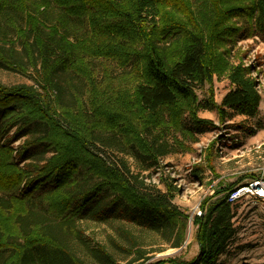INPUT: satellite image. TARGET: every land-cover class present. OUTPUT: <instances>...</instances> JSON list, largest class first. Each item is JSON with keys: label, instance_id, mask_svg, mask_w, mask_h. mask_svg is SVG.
Returning <instances> with one entry per match:
<instances>
[{"label": "trees", "instance_id": "obj_1", "mask_svg": "<svg viewBox=\"0 0 264 264\" xmlns=\"http://www.w3.org/2000/svg\"><path fill=\"white\" fill-rule=\"evenodd\" d=\"M102 1L108 7L99 15L93 9L98 0H0V67L25 75L35 72L31 76L37 84L8 85L0 80V140L17 126L16 138L26 137L20 159L30 161L14 231L5 232L0 225V264H90L68 242L86 219H122L169 231L172 246H181L188 215L174 207L171 184L167 194L143 190L124 160L108 161L106 149L129 154L150 168L170 151L169 138L196 140L197 133L214 127L198 116L201 108L216 109L223 120L229 110L248 116L258 112L261 95L240 65L231 68L233 87L221 103L210 96L216 73L209 54L230 41L220 36L218 28L224 27L223 16L241 8L231 6L240 0H212L215 14L211 23L202 19L204 25L189 0ZM250 2V15L259 28L264 22V0ZM104 27L137 41L133 51L117 47L108 54L120 55L123 66L137 59L138 71L128 73L139 78L133 99L96 89L93 94L99 100L80 104L78 97L89 84L77 67L79 53L93 32ZM166 41L170 46L164 48ZM207 85L208 98L201 101L198 90ZM129 113L136 117V127L129 126L125 117ZM7 140L0 142V150ZM213 147L207 151L208 164ZM50 151L56 154L48 158ZM207 166L212 168L211 163ZM235 186L223 190L230 195ZM48 192L57 196V207L46 199ZM12 200L9 192L0 191L2 208L11 210ZM232 216L222 204L211 208L207 217L195 215L197 257L156 264H215L233 236ZM132 253L133 259L118 262L104 245L90 248V255L103 264H143L144 252L137 248Z\"/></svg>", "mask_w": 264, "mask_h": 264}, {"label": "rangeland", "instance_id": "obj_2", "mask_svg": "<svg viewBox=\"0 0 264 264\" xmlns=\"http://www.w3.org/2000/svg\"><path fill=\"white\" fill-rule=\"evenodd\" d=\"M189 1L197 12L199 22L204 25L203 19L211 23L215 14L212 9L213 1ZM250 3V0L234 2L231 6L240 5L241 8L235 14L228 13V18L222 17L225 24L218 30L222 33L220 36L230 38V41L219 44L210 51L209 57L216 73L211 86L213 94L210 96L215 102L221 103L225 94L233 87L228 76L230 70L240 65L247 69V75L255 81L261 95L258 112L254 116H248L229 110L227 118L223 120L216 109L201 108L198 116L212 121L214 127L197 133L196 140L192 136H182L178 142L169 138L170 151L160 155L159 164L150 168H145V163L116 149H106L104 153L110 162L119 163L124 160L131 172L138 176L137 180L143 190L167 194V184H171L173 196L169 194V197L174 207L188 215L183 244L173 247L169 231L156 230L127 220L111 219L102 222L86 219L79 223V234L70 237L68 242L90 264H103L90 255V248L97 244L104 245L118 262L133 259L135 254L129 253L137 248L144 252V257L140 260L143 264H156L160 260L172 258L190 261L200 252L198 225L194 223L193 217H207L211 208L218 204L231 209L234 231L215 264H264V197L249 193L232 199L231 194L223 190L232 183H236L234 188H237L252 179H258L257 176L264 178V22L261 27L256 26V18L250 15ZM96 4L93 9L99 15L102 13L100 9L108 7L102 0H98ZM104 29L93 32L92 37L83 43L79 53L82 59L77 67L86 75L89 84L88 90L86 86L84 94L78 97L80 104L85 100L90 104L92 100H99L97 93L93 94L96 89L117 91L118 94L131 97L132 89L139 79L128 75L130 69L138 71L137 59L123 66L120 55L108 56L117 47L133 51L137 46L136 39L106 27ZM169 46L170 43L166 41L164 48ZM29 73L31 74L25 75L0 67V80L8 85H37L34 76H31L35 72ZM208 90V85L198 90L201 101L208 98ZM57 109L63 114L62 109ZM71 117L75 118L73 115ZM125 117L130 122V127L137 126L136 117L132 113ZM16 130L17 126L12 127L4 134L5 138L0 140L3 143L5 139H9L5 142L7 146L0 150L3 164L0 165V191L9 192L13 199L11 210L0 206V225L5 232L14 231L15 214L23 207L22 193L27 183L24 170L29 168L27 163L30 162L28 159H20L26 137L16 138ZM212 145L213 158L208 161L212 168H209L207 151ZM52 154L55 155L56 152L50 151L46 157L50 158ZM18 172L20 174L17 175ZM45 197L55 207L58 206L55 194L48 192ZM164 264L171 263L166 261Z\"/></svg>", "mask_w": 264, "mask_h": 264}, {"label": "built area", "instance_id": "obj_3", "mask_svg": "<svg viewBox=\"0 0 264 264\" xmlns=\"http://www.w3.org/2000/svg\"><path fill=\"white\" fill-rule=\"evenodd\" d=\"M249 193L264 197V178L252 179L249 183L235 188L231 192V197L238 199Z\"/></svg>", "mask_w": 264, "mask_h": 264}]
</instances>
